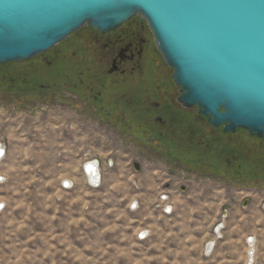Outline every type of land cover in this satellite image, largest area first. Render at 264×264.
<instances>
[{
  "label": "rangeland",
  "instance_id": "374dc122",
  "mask_svg": "<svg viewBox=\"0 0 264 264\" xmlns=\"http://www.w3.org/2000/svg\"><path fill=\"white\" fill-rule=\"evenodd\" d=\"M58 112L26 108L4 136L0 264H264V180L205 172L131 142L122 130L85 118L80 127V116ZM87 157L102 162L99 188L78 169ZM64 178L74 182L66 191ZM160 189L175 204L170 215L155 207ZM144 230L149 236L141 239Z\"/></svg>",
  "mask_w": 264,
  "mask_h": 264
},
{
  "label": "flooded vegetation",
  "instance_id": "af4514ba",
  "mask_svg": "<svg viewBox=\"0 0 264 264\" xmlns=\"http://www.w3.org/2000/svg\"><path fill=\"white\" fill-rule=\"evenodd\" d=\"M172 73L140 15L104 31L84 24L36 56L0 62V143L10 145L4 136L17 115L29 108L59 111L65 120L75 113L80 116L77 126L89 119L122 130L136 144L161 146L169 141L199 163L210 153L226 151L227 164L245 159L258 167L264 138L243 128L228 132L213 126L196 106L180 102ZM251 173L262 180L258 171Z\"/></svg>",
  "mask_w": 264,
  "mask_h": 264
},
{
  "label": "water",
  "instance_id": "95a60500",
  "mask_svg": "<svg viewBox=\"0 0 264 264\" xmlns=\"http://www.w3.org/2000/svg\"><path fill=\"white\" fill-rule=\"evenodd\" d=\"M135 15L173 69L180 102L224 131L264 138V0H0V62L36 56L84 24L110 30Z\"/></svg>",
  "mask_w": 264,
  "mask_h": 264
},
{
  "label": "trees",
  "instance_id": "16d2710c",
  "mask_svg": "<svg viewBox=\"0 0 264 264\" xmlns=\"http://www.w3.org/2000/svg\"><path fill=\"white\" fill-rule=\"evenodd\" d=\"M132 132H136L138 133V130L132 131ZM168 143H163L161 144V146H156V145H150L156 149H159L161 151L166 152L167 154H169L170 156H172L173 158H176L179 162H182L186 165H189L190 167H196L197 165L201 166L200 169H203L205 172H210L213 173L215 175L218 176H225L226 178H237V179H248L251 178L252 180L255 179V175H252L253 173H251L253 170L258 171V173L260 174V176L262 177V180H264V156H262L263 158H261L260 156L257 157L258 159H260V161H258V167H252V163L250 161V163H246L245 159H243L242 162L240 161H231L232 163L229 165L227 164V161L225 160V158L229 157L225 156L224 152H219L217 154H212L210 153L209 155L211 156L209 159L204 157L202 160V163H199L200 161L196 158L194 160H190L189 158V154L187 153V151H177L175 150V148H177L176 146H174L173 144L169 143V141H167ZM175 150V151H174ZM203 154V153H202ZM204 156V155H201ZM229 159V158H228ZM231 160V159H229ZM239 164H241V166L239 167ZM250 164V166H248ZM198 168V167H197ZM241 170V171H240ZM251 171V172H249Z\"/></svg>",
  "mask_w": 264,
  "mask_h": 264
},
{
  "label": "built area",
  "instance_id": "2783aa9c",
  "mask_svg": "<svg viewBox=\"0 0 264 264\" xmlns=\"http://www.w3.org/2000/svg\"><path fill=\"white\" fill-rule=\"evenodd\" d=\"M3 146V147H2ZM4 149V151H3ZM0 150H1V156H0V182H3L6 180V175L2 172V163L4 162V160L6 159V156H7V145H4L2 143H0ZM87 164H93L95 167H97V171L99 172V176L101 175L102 176V179H100L98 182H92V176L94 173L90 174L89 175V178L90 179H87L85 178V175H84V172H83V168H85V166ZM114 165V162H113V159L112 158H109L107 159V166L108 167H112ZM96 171V169H95ZM82 174L85 178V181H86V184L90 187V188H99L101 185H102V182H103V165H102V162L100 161V159L96 158V157H87L85 158V160L82 162ZM133 184L138 187V184L136 183V180H133ZM74 186V182L69 179V178H64L62 181H61V189L62 190H69L71 189L72 187ZM160 188V187H159ZM158 196H157V200H156V203H155V207L160 209L162 211L163 214L165 215H170L173 213L174 209H175V204L174 202L171 200V196H170V193L166 190H163V189H160L158 192ZM139 206V200L136 198V199H133V201H131L130 203V208L131 209H136L138 208ZM5 207V202H0V211ZM223 222H220L216 225V227L214 228V231L215 233H217V228L220 226V231L221 229L223 228L224 224ZM222 225V226H221ZM219 235V233H217ZM149 236V231L148 230H144V231H141L139 234H138V237L139 238H144V237H148ZM251 238L253 237H249L247 242L248 244L250 245V243H252L251 241Z\"/></svg>",
  "mask_w": 264,
  "mask_h": 264
},
{
  "label": "bare ground",
  "instance_id": "6f19581e",
  "mask_svg": "<svg viewBox=\"0 0 264 264\" xmlns=\"http://www.w3.org/2000/svg\"><path fill=\"white\" fill-rule=\"evenodd\" d=\"M3 151H4V149H3ZM0 156H1V150H0ZM95 169H96V171H95ZM83 172H84V175H85L86 180L87 179H90L89 178V175L95 172V174L91 175L92 176L91 178L93 180L92 181L93 183L94 182H98L100 179H102V176L101 175L100 176L98 175L99 172L97 171V167H95L93 164H87L85 166V168H83ZM220 228H221L220 226L217 228V233L220 231ZM251 241H252V243H250L249 255H250V259L252 260L255 257L256 249H255V246H254L255 245L254 238H251ZM213 245H214V242L213 241L209 242V244L207 246V250L210 251L212 249Z\"/></svg>",
  "mask_w": 264,
  "mask_h": 264
},
{
  "label": "crops",
  "instance_id": "0c3cea01",
  "mask_svg": "<svg viewBox=\"0 0 264 264\" xmlns=\"http://www.w3.org/2000/svg\"><path fill=\"white\" fill-rule=\"evenodd\" d=\"M9 151H10V150L7 148V154H9ZM6 160H7V157H6V159L4 160V162L2 163V167H1V168H2V172H3V173H6V175H7V171H6V167H5V166H6ZM78 169H79L80 171H82V163H80V162H79V164H78ZM7 176H8V175H7Z\"/></svg>",
  "mask_w": 264,
  "mask_h": 264
}]
</instances>
